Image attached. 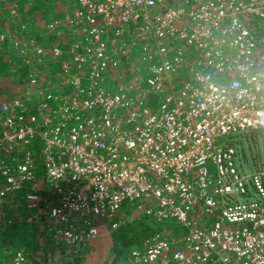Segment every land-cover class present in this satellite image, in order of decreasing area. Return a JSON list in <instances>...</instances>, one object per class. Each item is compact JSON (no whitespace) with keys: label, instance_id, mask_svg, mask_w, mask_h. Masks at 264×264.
Returning <instances> with one entry per match:
<instances>
[{"label":"built area","instance_id":"1","mask_svg":"<svg viewBox=\"0 0 264 264\" xmlns=\"http://www.w3.org/2000/svg\"><path fill=\"white\" fill-rule=\"evenodd\" d=\"M66 1L48 45L0 32L26 66L0 97V227L47 223L77 253L146 214L187 235L116 264H264V167L245 170L233 140L264 131V0Z\"/></svg>","mask_w":264,"mask_h":264},{"label":"rangeland","instance_id":"2","mask_svg":"<svg viewBox=\"0 0 264 264\" xmlns=\"http://www.w3.org/2000/svg\"><path fill=\"white\" fill-rule=\"evenodd\" d=\"M2 1L3 2L6 1L10 5H8V3L6 7L5 5H3V8L5 7L8 10L5 13L0 7V29L2 28L1 29L2 31L5 27H8L9 31L11 33H14L13 35L18 38H23L24 36V35L19 34L18 30H19L20 25L26 26L25 22H22V17H23L22 14H24L25 12L26 13L29 12V15L35 14L34 16H36L35 18L36 21H34V24L37 25L38 28H40L43 31V26L46 22L50 20H56V18L62 19L63 10L67 8L66 0H40V3L36 2V0H20L22 1V3H19V1L16 2V0H12L11 3L7 0H0V2ZM14 3H16L17 6L19 7V9H17V13L18 15H20V18L18 19L14 18L9 11L10 7ZM139 24L140 22L136 26H138ZM41 30L38 29L37 32ZM42 36H44V39H45L44 43L46 45L51 43L52 39L55 40V37L53 36L51 37L52 39L47 35H42ZM33 38L36 40V42L41 44V42L37 40L39 39V37H36V38L33 37ZM177 47H178V44H174V48H177ZM0 48L4 49V47L1 46V43H0ZM50 60L51 59H46L45 64L48 65L50 63ZM60 61H61V58H58L59 66H60ZM13 65H14L15 74L18 75V73H23L22 70H20L22 67L21 65H16V64H13ZM7 74L8 73H4L3 75H0V97H1V92L5 85V79L8 82H11L13 78V74H9V75ZM142 89L148 91V94L146 95L144 99V104L152 110H157L160 104L159 95L156 93H153L150 90V88L146 85L145 82L142 84ZM135 93L136 91L134 90L132 94H135ZM233 140L236 142L235 145L237 146V150H238L237 153L241 156V158L248 159L246 162L242 161L245 166L244 167L245 170H253L256 168L264 167V131H259L257 133L248 134L247 136L239 135L237 137H234ZM39 176L40 174H38V177ZM135 211H136L135 206L126 204L119 210V213L129 215V214H135ZM23 215L25 217L26 213H23ZM29 215L31 216V214ZM22 222L27 223L26 221H22ZM34 225L37 226L38 223H35ZM156 227L158 231H161V230L170 231L173 235L177 237L182 236V235L184 236L187 235V229L181 226L180 224L176 223L175 221H169V222H164V223L157 222ZM34 231H35V228L31 227L24 234L27 237L28 236L31 237L30 240L27 239L25 240L26 242L22 241L20 244H17V241H15L16 243L12 244L13 247H8V248H10V250L12 251L14 249H19L20 247H23V245L24 247H26L27 244L28 245H30V243L33 244L34 239L32 240L33 237L31 235L34 233ZM109 236H110L109 234H106L105 238H103L101 241L97 242L95 240L89 249L88 255L84 258V261L81 264H107L112 257V252L110 249L111 240L109 239ZM37 247L38 246H30V250L32 254L36 252L34 250H37ZM51 248H52L51 250L53 251L57 250L56 252H54L55 254H52L53 251H51L50 253L51 256L49 255L51 257L50 260L52 261V263L53 264H63L64 263L63 261L65 260L61 258L62 256L60 254L61 251L57 247L56 248L51 247ZM21 250H23V248H21ZM30 259H31V255L29 256V261H30V264H33V260L32 259L30 260Z\"/></svg>","mask_w":264,"mask_h":264},{"label":"trees","instance_id":"3","mask_svg":"<svg viewBox=\"0 0 264 264\" xmlns=\"http://www.w3.org/2000/svg\"><path fill=\"white\" fill-rule=\"evenodd\" d=\"M11 3L12 0H7ZM22 3L20 0H16V2ZM36 2L40 3V0H36ZM8 2L2 1L0 2V6L3 8V5H7ZM8 5H10L8 3ZM3 8V12H7V8ZM19 9V7H18ZM22 11V10H21ZM22 22H25L26 24V30L29 34H31L33 37H39V40L42 45H46L44 43L45 35L44 31H42L40 28H38L37 25L34 24V21H36V16L29 15V12H25L22 14ZM2 29V28H1ZM0 29V31H1ZM41 30L37 32V30ZM4 49L0 48V75H3L4 73L9 74H15L14 71V65H21L22 72L25 70L26 66L24 65L22 59H18L17 55L15 54V50L12 49V46L10 43L6 42L3 43ZM13 61V63H12ZM7 80L5 79V85L7 84ZM16 84V81L12 82ZM4 85L3 90L9 92L11 89L6 87ZM2 90V91H3ZM252 134V133H250ZM245 136V135H243ZM247 136V135H246ZM236 144V142H235ZM243 162H246L247 158H241ZM42 194L45 192L42 191ZM44 205V204H43ZM44 217L41 215V219ZM157 222L154 220L152 215H146V214H140L133 217L132 220L129 222L120 225L117 229H115L113 232H111L109 235V239L111 240L110 249L112 252V257L110 261L107 264H116L125 254L126 252L136 246L139 242L143 241L144 239L152 236L153 234L157 232H162L164 230L158 231L156 227ZM35 228L34 233L31 235L34 239L33 244L30 243V245L27 244L26 247H20L19 249L10 250L8 247H13L12 244H15L17 241V244H20L22 241H25L27 239H31V237H27L24 235L29 228ZM49 227L47 223L41 225L38 224L35 226L32 223H25V222H15L0 227V251H3V256L9 257L12 256V254H15L16 251L21 250L23 248V252L25 256L29 258L31 255V259L33 260V264H53L50 260V253L52 248L51 247H57L61 252L62 255L61 258L65 261H63V264H81L84 261V258L88 255L89 249L91 247H85L81 250H78V252H68L66 246H56V241L52 237V233H48ZM162 229V228H161ZM160 230V229H159ZM14 242V243H13ZM26 242V241H25ZM24 242V244H25ZM30 246H38L37 250H34L33 254L31 253ZM8 251H11L10 254H7ZM57 251V250H56ZM53 251L52 254H55ZM7 252V253H6ZM50 255V256H49ZM2 256V257H3ZM30 259V260H31Z\"/></svg>","mask_w":264,"mask_h":264},{"label":"crops","instance_id":"4","mask_svg":"<svg viewBox=\"0 0 264 264\" xmlns=\"http://www.w3.org/2000/svg\"><path fill=\"white\" fill-rule=\"evenodd\" d=\"M107 237V236H106ZM103 238H105V235L104 236H99L97 237L95 240L98 242V241H101ZM94 243V242H93Z\"/></svg>","mask_w":264,"mask_h":264}]
</instances>
